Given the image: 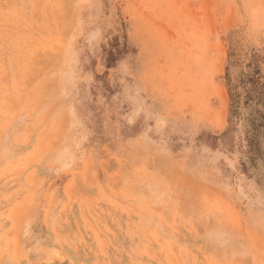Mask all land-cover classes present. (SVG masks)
<instances>
[{"label": "rangeland", "instance_id": "rangeland-1", "mask_svg": "<svg viewBox=\"0 0 264 264\" xmlns=\"http://www.w3.org/2000/svg\"><path fill=\"white\" fill-rule=\"evenodd\" d=\"M0 264H264V0H0Z\"/></svg>", "mask_w": 264, "mask_h": 264}, {"label": "bare ground", "instance_id": "bare-ground-1", "mask_svg": "<svg viewBox=\"0 0 264 264\" xmlns=\"http://www.w3.org/2000/svg\"><path fill=\"white\" fill-rule=\"evenodd\" d=\"M197 47V46H196ZM198 56V55H197ZM195 58H196V55H195ZM203 61L202 57H197V64L201 63Z\"/></svg>", "mask_w": 264, "mask_h": 264}]
</instances>
